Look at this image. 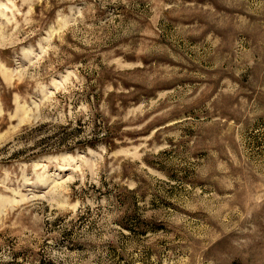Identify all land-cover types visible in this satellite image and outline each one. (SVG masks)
<instances>
[{
    "label": "rangeland",
    "instance_id": "obj_1",
    "mask_svg": "<svg viewBox=\"0 0 264 264\" xmlns=\"http://www.w3.org/2000/svg\"><path fill=\"white\" fill-rule=\"evenodd\" d=\"M0 264H264V0H0Z\"/></svg>",
    "mask_w": 264,
    "mask_h": 264
},
{
    "label": "trees",
    "instance_id": "obj_2",
    "mask_svg": "<svg viewBox=\"0 0 264 264\" xmlns=\"http://www.w3.org/2000/svg\"><path fill=\"white\" fill-rule=\"evenodd\" d=\"M15 161H17V160H15Z\"/></svg>",
    "mask_w": 264,
    "mask_h": 264
}]
</instances>
